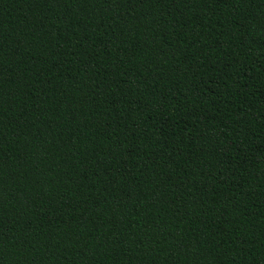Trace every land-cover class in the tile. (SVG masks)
Listing matches in <instances>:
<instances>
[{
    "label": "trees",
    "instance_id": "obj_1",
    "mask_svg": "<svg viewBox=\"0 0 264 264\" xmlns=\"http://www.w3.org/2000/svg\"><path fill=\"white\" fill-rule=\"evenodd\" d=\"M0 264H264V0H0Z\"/></svg>",
    "mask_w": 264,
    "mask_h": 264
}]
</instances>
